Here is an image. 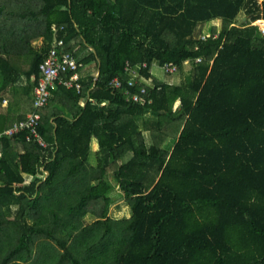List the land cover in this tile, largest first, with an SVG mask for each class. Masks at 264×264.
I'll return each instance as SVG.
<instances>
[{
	"label": "trees",
	"instance_id": "16d2710c",
	"mask_svg": "<svg viewBox=\"0 0 264 264\" xmlns=\"http://www.w3.org/2000/svg\"><path fill=\"white\" fill-rule=\"evenodd\" d=\"M259 20L264 0H0L5 86L34 91L59 40L82 85L52 91L47 148L0 142V264H264ZM128 62L146 80L155 64L192 70L134 103L110 88L133 79ZM117 188L131 217L88 224Z\"/></svg>",
	"mask_w": 264,
	"mask_h": 264
},
{
	"label": "built area",
	"instance_id": "2783aa9c",
	"mask_svg": "<svg viewBox=\"0 0 264 264\" xmlns=\"http://www.w3.org/2000/svg\"><path fill=\"white\" fill-rule=\"evenodd\" d=\"M264 20L253 23L258 26L260 31L264 33ZM144 68H147L145 65ZM168 74L175 75L178 73L176 67L167 64L163 67ZM80 65L75 55L66 50L63 40H59L57 44L48 51L45 59L41 62L40 73L41 79L35 89V113L30 115L24 121L18 122L11 129L0 133V142L4 138H12L19 134H27V140L30 143L38 144L43 148L49 145L42 137L41 129L44 122L43 111L49 108L52 100V91L58 86H64L69 90L82 91L81 75L79 73ZM126 73L131 74L133 79L129 81L120 78L111 81L110 88L114 90H123L127 100L134 103L146 102L149 97L147 86L139 80L145 79L138 77L139 74L132 70L130 62L126 67ZM152 102V101H151Z\"/></svg>",
	"mask_w": 264,
	"mask_h": 264
},
{
	"label": "rangeland",
	"instance_id": "374dc122",
	"mask_svg": "<svg viewBox=\"0 0 264 264\" xmlns=\"http://www.w3.org/2000/svg\"><path fill=\"white\" fill-rule=\"evenodd\" d=\"M222 22L221 21H216L211 23L206 27V32L210 31L211 29L217 28L218 30L221 29L222 27ZM264 27V24H262ZM192 68L190 62H187L185 69L182 72H179L175 75L168 74L163 67H161L158 64H155L152 70L153 73V78L151 80H146L143 79L142 83L145 84V86H153L155 85V81L163 82V83H168L172 84L174 86H180L182 85L190 75ZM147 136H150L149 133H146ZM98 148V145H96ZM90 164L94 166L96 164V155L95 152H92L90 160ZM111 181L114 183L115 180L114 178H111ZM111 200L109 201L108 199H102L103 204H102V211L100 212L99 215H96L92 213L91 211L88 210L87 204L85 206V210L87 211V215L85 217V220L88 224L93 223L96 220L100 219H105L107 217L111 218H117V219H123L125 217H131V209L129 208L127 204V199L128 195L122 192L119 188L116 189L115 193L113 196L110 198Z\"/></svg>",
	"mask_w": 264,
	"mask_h": 264
},
{
	"label": "crops",
	"instance_id": "0c3cea01",
	"mask_svg": "<svg viewBox=\"0 0 264 264\" xmlns=\"http://www.w3.org/2000/svg\"><path fill=\"white\" fill-rule=\"evenodd\" d=\"M262 1V0H259ZM220 21V20H219ZM43 38H40L35 46L39 49L42 46ZM16 64H20V60ZM100 75L98 76V78ZM140 77V76H138ZM142 83L143 79H140ZM35 81L33 79L32 83ZM143 84V83H142ZM145 85V84H144ZM5 86L3 78L0 74V133L11 129L15 124L21 122L20 120L27 119L33 115L35 104V90H31V85L24 79L13 86ZM96 142H93L92 152L98 150ZM30 182L32 179L27 177Z\"/></svg>",
	"mask_w": 264,
	"mask_h": 264
}]
</instances>
